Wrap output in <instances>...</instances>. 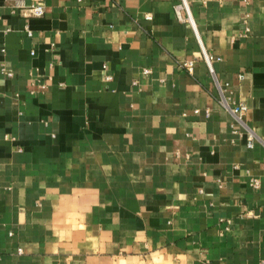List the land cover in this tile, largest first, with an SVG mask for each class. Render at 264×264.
Here are the masks:
<instances>
[{"label": "crops", "instance_id": "crops-1", "mask_svg": "<svg viewBox=\"0 0 264 264\" xmlns=\"http://www.w3.org/2000/svg\"><path fill=\"white\" fill-rule=\"evenodd\" d=\"M184 1L0 0V264H264V0Z\"/></svg>", "mask_w": 264, "mask_h": 264}, {"label": "built area", "instance_id": "built-area-1", "mask_svg": "<svg viewBox=\"0 0 264 264\" xmlns=\"http://www.w3.org/2000/svg\"><path fill=\"white\" fill-rule=\"evenodd\" d=\"M3 5L7 6L11 10H17L22 15H28V16H41L44 12L43 2L42 0H2ZM181 10L184 11V15L181 14ZM174 11L175 15L180 20H189V15L187 12V6L185 4L184 0H180L177 4L174 5ZM146 18H149V14H145ZM25 31L29 33V29L27 26H24ZM32 52V51H30ZM200 57L205 62V65L207 67V70L209 73L213 74L211 60L213 57L211 54L206 53L203 49H201ZM217 58V57H215ZM184 67H190L192 64V60L188 59L185 61H182L180 63ZM3 67L0 66V70H2ZM142 72H148V68L144 67L141 69ZM7 75L10 74V72H5ZM110 76L105 75V78L108 79ZM219 97H218V103L222 106L227 108L235 117L236 120L241 121L242 114L246 109V105L243 102H232L231 104L228 103L227 97L224 96L221 89L219 88ZM196 111V109H194ZM249 145V142H248ZM251 183L253 185H256V179H251Z\"/></svg>", "mask_w": 264, "mask_h": 264}]
</instances>
